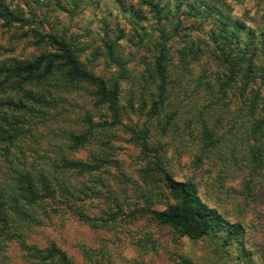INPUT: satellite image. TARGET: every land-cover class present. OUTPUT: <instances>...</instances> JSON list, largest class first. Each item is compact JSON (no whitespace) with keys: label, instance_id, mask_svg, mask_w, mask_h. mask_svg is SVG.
<instances>
[{"label":"trees","instance_id":"obj_1","mask_svg":"<svg viewBox=\"0 0 264 264\" xmlns=\"http://www.w3.org/2000/svg\"><path fill=\"white\" fill-rule=\"evenodd\" d=\"M115 1L135 23L136 43L151 39L150 56L138 60L141 69L117 52L127 39L123 29L111 37L105 28L102 49L94 52L103 57L104 72L97 73L79 59L74 39L42 32L32 15L0 0V23L45 48L31 58L0 61V264H8L13 243L30 264H75L55 241L28 240L59 213L89 220L79 201L89 187L72 177L105 169L127 112L144 118L127 130L140 148L146 195L159 188L168 199L145 213L181 237L219 239L225 251L234 246L250 264L244 225L210 206L195 178L176 177L165 151L191 152L196 168L205 159L220 161V173L241 174L243 195L264 187V14L242 20L227 0ZM205 55L214 68L194 70ZM76 97L88 99L91 109L68 127L67 107ZM89 143L95 147L85 159L70 155Z\"/></svg>","mask_w":264,"mask_h":264},{"label":"rangeland","instance_id":"obj_2","mask_svg":"<svg viewBox=\"0 0 264 264\" xmlns=\"http://www.w3.org/2000/svg\"><path fill=\"white\" fill-rule=\"evenodd\" d=\"M6 1L11 8L32 15L34 25H38L42 32L53 31L74 39L81 49L79 59L97 73H103L105 65L103 57H95L94 52L102 49L107 27L111 37L117 35L119 28L126 32L127 39L119 41L117 52L130 60V67L136 65L141 69L140 57L150 56L151 39L146 38L143 46L136 43L137 39L133 38L135 23L128 14L127 17L122 14L115 0ZM227 2L232 13L242 20L243 17L264 14V0ZM141 27H147L145 21ZM22 32L18 27L0 23V61L31 58L45 49L34 45L32 39L22 37ZM178 47L179 43L172 44L175 56ZM201 65L214 68L206 55L198 65L192 64L198 71ZM111 68L117 69L115 66ZM123 102L125 104L126 101ZM87 109H91L88 99L74 98L72 105L67 107L70 120L66 125H77L78 117ZM143 120L136 113L124 114L122 125L112 136L114 148L105 162V169L96 176L75 173L72 177L73 182L89 187L79 198L89 220L56 214L29 238V243L44 246L55 241L75 264H181L183 259L192 264H243V255L240 256L234 246L225 251L219 239L181 237L171 228L158 225L145 213L147 206L162 208L168 199L164 190L159 188L152 190L150 198L146 195L147 184L141 176L140 148L130 140L131 134L127 130L128 127L141 126ZM95 121L100 122L101 119L95 116ZM59 142L56 140V145ZM94 145L89 143L70 155L85 159L94 150ZM165 159L176 177H193L200 183V195L210 206L217 207L229 221L244 225L248 231L245 247L250 254L244 258L250 264H264V187L255 188L250 196L243 195L240 173H234L233 169H228L229 174L220 173L222 163L211 159H205L196 168L191 152L181 151L177 155L173 146L165 151ZM220 175L226 176L221 178ZM6 252L8 264H30L24 259L18 243H13Z\"/></svg>","mask_w":264,"mask_h":264}]
</instances>
